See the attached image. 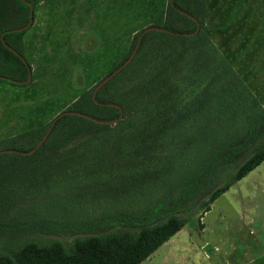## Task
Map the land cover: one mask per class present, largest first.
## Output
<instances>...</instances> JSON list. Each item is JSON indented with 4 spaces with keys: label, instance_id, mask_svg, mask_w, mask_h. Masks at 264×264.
Returning a JSON list of instances; mask_svg holds the SVG:
<instances>
[{
    "label": "rangeland",
    "instance_id": "374dc122",
    "mask_svg": "<svg viewBox=\"0 0 264 264\" xmlns=\"http://www.w3.org/2000/svg\"><path fill=\"white\" fill-rule=\"evenodd\" d=\"M168 2L36 0L33 21L22 40V51L31 68L29 79L22 84L0 82V149L28 146L34 128L71 107L80 93L95 86L131 53L137 31L165 23L182 26V20L175 19L174 14L166 21ZM208 9L205 28L218 49L232 54L247 42L245 52L251 56L242 58L235 53L232 65L264 107V0H208ZM241 71H247L244 78ZM221 91L225 96V89ZM230 91L235 97L229 94L219 102L222 108L229 103L221 111L227 113L226 119L212 110L211 117L208 112L209 116L202 114L197 120L184 121V131L188 124H239L245 111L248 115L258 109V105L248 107L256 102L245 95L244 89L242 94L238 87ZM118 92L121 90L109 84L100 98L120 96ZM238 100L243 102L234 113ZM93 111L98 112L95 108ZM115 119L109 123L116 124ZM258 135H264V124L259 125ZM186 149L182 153L175 150L178 155L169 160H153L152 165L157 163L158 168L152 174L136 180L129 174L113 183L107 181V187L99 188L96 194L88 190L89 186L87 193L74 198L70 188L59 184L92 180L74 166V161L52 166L51 161H45L47 154H39L13 167L0 163V253H9L28 241L59 239L69 243L77 236L136 229L165 219L167 214L163 212L167 210L187 217V221L170 239L174 251L160 252L163 264H212V256L217 258L214 264H226L223 259L239 264L240 258L246 264H264V238L263 243L258 238L261 231L264 234V160L234 181L205 210L211 192L231 177L251 147L242 144L236 152L219 157V164L209 167L197 190L185 199L180 192L179 164L198 155L194 145ZM164 198L169 199L170 207L161 209ZM183 204H187L186 209ZM59 221L63 226L53 229V222ZM261 249L263 254L259 253Z\"/></svg>",
    "mask_w": 264,
    "mask_h": 264
},
{
    "label": "trees",
    "instance_id": "16d2710c",
    "mask_svg": "<svg viewBox=\"0 0 264 264\" xmlns=\"http://www.w3.org/2000/svg\"><path fill=\"white\" fill-rule=\"evenodd\" d=\"M35 1L0 0V82L22 84L29 79L31 68L22 51V40L33 21ZM168 3L166 21L174 14L175 19L182 20V26L165 23L159 26L160 29L137 31L131 51L137 39L140 40L130 62L95 93L94 86L84 90L67 108L82 114L57 113L44 126L34 128L31 134L26 132L32 138L28 146L13 145L6 148L12 150L0 151V163L13 167L21 160H30L39 154H47L45 161H51L52 166L63 165L62 161H74L81 173L92 177L85 182L77 179L59 184V187L70 188L69 194L74 198L87 193L85 189L89 186L88 190L96 194L99 188L107 187V181L113 183L129 174L135 180L152 174L158 168L157 163L152 165L153 160H169L178 155L175 150L182 153L184 149L187 151L186 147L194 145L197 157L179 164L182 172L180 192L186 199L197 190L196 185L209 167L219 164V157L236 152L242 144L243 147L250 146L249 155L237 165L231 177L211 192L204 205L207 210L219 194L263 161L264 135L257 136V130L264 124V107L258 104L226 55L210 38L205 28L208 0H169ZM109 84L121 90L120 96L100 98V93ZM232 87L240 88V94L244 89L245 95L256 102L249 103L248 107L258 105V109L248 115L245 111L246 116L239 124L233 121L226 125L222 122L188 124L184 131L187 125L184 121L197 120L202 114L211 117L212 110H217L218 117L226 119L227 113L221 111L229 103L222 108L219 102L228 99L229 94L231 98L235 97L230 93ZM222 89L226 91L225 96ZM240 102L243 101L237 102L239 106L232 109L234 113H238ZM113 103L123 108V117L116 124L109 123L120 115V108ZM49 127L45 139L27 153ZM139 166L142 168H136ZM98 182L106 183L97 187ZM118 186L116 184L115 188ZM166 207H170V202L164 198L159 208ZM182 207L186 209L187 204ZM163 213L167 214L165 219L150 225L77 236L69 243L59 239L28 241L9 253H0V264H137L187 221V217L173 211ZM61 226L62 221L52 225L53 229Z\"/></svg>",
    "mask_w": 264,
    "mask_h": 264
},
{
    "label": "crops",
    "instance_id": "0c3cea01",
    "mask_svg": "<svg viewBox=\"0 0 264 264\" xmlns=\"http://www.w3.org/2000/svg\"><path fill=\"white\" fill-rule=\"evenodd\" d=\"M246 43L247 42H244V44L241 46V49H240V51L239 50H234L233 51V53L232 54H230L228 51L227 52H224V51H221V52H223L225 55H226V57L228 58V60L230 61V63L231 64H233V58L235 59V57H236V54L235 53H238V54H240V56H242V58H244V56H251L250 54H248L247 52H245V45H246ZM258 47V46H257ZM260 58H261V55H260ZM260 58H258L259 60V63L261 64V59ZM233 66V65H232ZM252 69V68H251ZM253 70V69H252ZM256 70V69H255ZM242 72V71H241ZM246 72L247 71H244V72H242L241 73V76L244 78L245 77V75H246ZM262 162V161H261ZM257 166V165H256ZM242 178V177H241ZM178 231V230H177ZM176 231V232H177ZM175 232V233H176ZM174 233V234H175ZM173 235H171L167 240H165L164 242H162L154 251H152L146 258H144V259H142L139 263H137V264H163V262H162V259H161V254H160V252L161 251H169V250H173L174 251V249H173V247L170 245L171 244V242H170V239H171V237H172ZM259 239H261V241H262V243H263V240H262V238H264V234H263V232L261 231V233H260V237H258ZM165 245H167V247H164ZM163 247V248H162ZM263 249H261L260 250V252L259 253H262L263 254V251H262ZM243 253H245V252H243ZM241 255H239V257H240ZM238 257V258H239ZM212 259H215V260H217V258H216V256H212V258H211V260ZM215 260H213V262L215 261ZM224 261H226V264H231L230 263V261L229 260H226V259H223ZM212 262V264H214ZM225 263V262H224ZM239 264H246V262L245 261H242L241 260V258H240V260H239ZM256 264H260V263H256Z\"/></svg>",
    "mask_w": 264,
    "mask_h": 264
},
{
    "label": "water",
    "instance_id": "95a60500",
    "mask_svg": "<svg viewBox=\"0 0 264 264\" xmlns=\"http://www.w3.org/2000/svg\"><path fill=\"white\" fill-rule=\"evenodd\" d=\"M32 8L30 9V21H32ZM161 27L159 26H146L144 27V30H147V29H160ZM199 28V23L197 22V29ZM139 40L140 38L137 39V42L133 48V50L131 51V53L129 54V56L126 58V60L121 64L119 65L117 68H115L113 71H111L108 75H106L104 78H102L101 80H99V82L94 86V89H93V93H95L97 91V89L103 84L105 83L112 75H114L117 71H119L122 67H124L127 63L130 62V60L132 59V57L134 56L135 52H136V49H137V46H138V43H139ZM30 75V73H29ZM115 104V103H113ZM117 105L119 108H120V116L123 114V108L118 105V104H115ZM65 112H69V113H79V114H82L76 110H73V109H64L62 110L61 112L59 113H65ZM118 118H116L115 120L117 121ZM51 127V126H50ZM50 127L47 129V131L43 134V136L40 138V140L37 141V143L35 144V146L30 150L32 151L33 149H35L46 137ZM4 150H12V149H0V151H4ZM29 151V152H30Z\"/></svg>",
    "mask_w": 264,
    "mask_h": 264
}]
</instances>
